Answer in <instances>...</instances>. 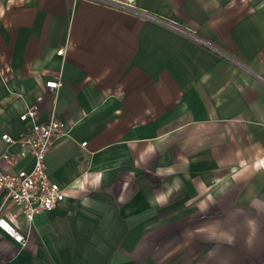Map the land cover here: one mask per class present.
Instances as JSON below:
<instances>
[{"label": "crops", "instance_id": "1", "mask_svg": "<svg viewBox=\"0 0 264 264\" xmlns=\"http://www.w3.org/2000/svg\"><path fill=\"white\" fill-rule=\"evenodd\" d=\"M123 1L236 61L101 1L0 0V154L29 107L69 127L45 156L64 198L14 220L26 245L0 230V264H264V0Z\"/></svg>", "mask_w": 264, "mask_h": 264}, {"label": "built area", "instance_id": "2", "mask_svg": "<svg viewBox=\"0 0 264 264\" xmlns=\"http://www.w3.org/2000/svg\"><path fill=\"white\" fill-rule=\"evenodd\" d=\"M110 6L129 11H137L143 18L156 21L172 27L199 43L219 52L228 59L235 60L233 56L219 47L203 39L197 32L190 28L180 27L164 17L155 15L146 10H138L123 0H97ZM64 48L56 50L62 54ZM63 81L58 76L45 81V85L52 90L59 88ZM37 107L32 106L19 115V118L27 127L18 136H12L7 132L1 134V138L7 144H17L16 151H4L0 159L14 165L27 155L33 158L32 167L29 170H1L0 169V210L4 206H12L15 210L9 216L0 213V230L13 238L14 241L24 246L27 243V234L19 228L14 220L22 214L26 222H30L33 215L43 209H52L65 196V189L57 182L51 180L46 173L45 156L52 143L61 135L68 133L67 123L51 112L48 118L38 121L36 118ZM82 146L86 141L80 143Z\"/></svg>", "mask_w": 264, "mask_h": 264}, {"label": "clouds", "instance_id": "3", "mask_svg": "<svg viewBox=\"0 0 264 264\" xmlns=\"http://www.w3.org/2000/svg\"><path fill=\"white\" fill-rule=\"evenodd\" d=\"M253 207H256L258 210L264 211V202L261 204L253 203ZM248 228V236L246 237V243L252 244L256 238V222L253 219H248L246 221ZM221 237L225 243L232 244L235 241V236L229 232H222Z\"/></svg>", "mask_w": 264, "mask_h": 264}]
</instances>
